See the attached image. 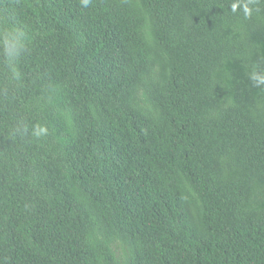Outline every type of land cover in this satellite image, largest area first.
<instances>
[{
  "label": "trees",
  "instance_id": "16d2710c",
  "mask_svg": "<svg viewBox=\"0 0 264 264\" xmlns=\"http://www.w3.org/2000/svg\"><path fill=\"white\" fill-rule=\"evenodd\" d=\"M253 70L264 0H0V264H264Z\"/></svg>",
  "mask_w": 264,
  "mask_h": 264
},
{
  "label": "clouds",
  "instance_id": "9594fccd",
  "mask_svg": "<svg viewBox=\"0 0 264 264\" xmlns=\"http://www.w3.org/2000/svg\"><path fill=\"white\" fill-rule=\"evenodd\" d=\"M88 0H84L85 6L87 5ZM233 11H235V6H233ZM250 80L253 82V84L257 87H260L264 85V74L257 72L256 70H253L250 73ZM47 129L46 128H38V130L35 132V135L39 136L41 134H46Z\"/></svg>",
  "mask_w": 264,
  "mask_h": 264
}]
</instances>
